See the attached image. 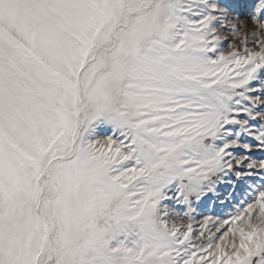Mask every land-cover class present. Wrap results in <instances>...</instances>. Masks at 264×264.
<instances>
[{
    "label": "snow or ice",
    "instance_id": "snow-or-ice-1",
    "mask_svg": "<svg viewBox=\"0 0 264 264\" xmlns=\"http://www.w3.org/2000/svg\"><path fill=\"white\" fill-rule=\"evenodd\" d=\"M0 264H264V0H0Z\"/></svg>",
    "mask_w": 264,
    "mask_h": 264
}]
</instances>
